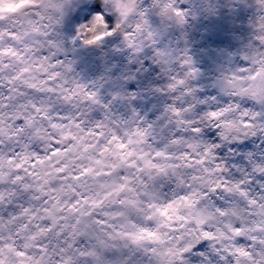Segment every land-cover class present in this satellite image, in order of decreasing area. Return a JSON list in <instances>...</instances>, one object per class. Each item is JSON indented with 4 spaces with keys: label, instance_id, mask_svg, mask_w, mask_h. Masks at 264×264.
I'll return each instance as SVG.
<instances>
[{
    "label": "clouds",
    "instance_id": "9594fccd",
    "mask_svg": "<svg viewBox=\"0 0 264 264\" xmlns=\"http://www.w3.org/2000/svg\"><path fill=\"white\" fill-rule=\"evenodd\" d=\"M97 4L111 16L110 28L80 29L77 34L79 24L74 17L79 16L82 21L87 9L81 11V7ZM177 10L184 16H177ZM25 11L43 13L45 18L41 23L51 25L47 39L56 41L59 50L47 43L42 47L34 44L29 37L16 45L21 55L28 61L47 56L63 63L49 69L61 73L51 84L56 91H36L21 80L8 82L26 64L5 58L4 62L11 67L0 72V96L11 99L4 100L7 107L2 109L4 132L0 136V154L4 157L5 176L0 191L16 193L0 208L5 218L19 211L18 204L39 203L30 199L35 193L24 191L20 183H11L17 172L7 160L17 153L22 156L25 151L44 155L49 150L48 141L60 139L62 129L52 128L51 124L61 126L78 120L83 128H90L102 122L105 139L115 134L125 142L129 139L127 133L136 128L147 129L142 139L132 137L141 142L130 148L147 154L148 159L154 158L156 151L164 152V157L154 159L159 168L137 172L135 168L121 166L118 175L136 178L133 186L145 205L153 203L163 208L172 203L173 209L169 210L172 219L159 213L146 219L147 211L127 210L129 222L157 232L160 241H146L139 247L128 242L129 246L124 247L125 241L121 240L118 248L103 250L107 264H264V171L260 170L264 169V45L256 40L264 35L261 27L264 3L260 0H107V3L75 0L74 4L65 6L63 17L50 7L46 11L43 7H29ZM217 19L226 26L224 43L210 46L205 33L215 29ZM181 20L184 22L180 23ZM105 31L112 34L93 44L83 43ZM24 44H29L32 52L24 53ZM186 58H190V65L183 63ZM190 71L193 74H188ZM172 77L185 83L170 90ZM33 78L45 77L42 71L35 70L24 77ZM77 84L95 92L99 103L80 95L65 99L67 90L75 89ZM57 85H62L64 90ZM131 93H136L135 98H128ZM33 103L49 119L41 120L34 114ZM212 112L217 116L213 117ZM17 113L21 114L19 120L15 118ZM57 116L69 119L61 121ZM25 119L33 121L32 127ZM20 126H24V131L13 135ZM37 127L50 136L38 139L34 135ZM138 163L143 167L142 161ZM38 170L44 171L39 165ZM32 182L31 177H26L23 183ZM145 192L150 195H144ZM250 200L256 203L250 204ZM117 207L106 205L96 209L95 218H103V212H115ZM108 222L120 230L124 220L118 217ZM94 227L100 230L99 225ZM236 229L240 230L239 236ZM205 232L212 238H205ZM51 236L42 242L48 243ZM81 239L80 246L90 243ZM238 247L248 251L250 257L236 254ZM185 248L189 251L181 252Z\"/></svg>",
    "mask_w": 264,
    "mask_h": 264
},
{
    "label": "snow or ice",
    "instance_id": "6c2138e0",
    "mask_svg": "<svg viewBox=\"0 0 264 264\" xmlns=\"http://www.w3.org/2000/svg\"><path fill=\"white\" fill-rule=\"evenodd\" d=\"M105 2L107 3V0ZM260 2L264 3V0ZM70 3L74 4L75 0H46L44 3L40 0H0V72L11 67L10 64L4 62L5 58H12L26 64L9 78V83L21 80L26 87L36 91H56L51 84L61 76V73L49 71V69H55L63 62L58 59L50 60L47 56L28 61L21 55V50L16 45L23 44L25 39L32 37L34 44L42 47L44 43H47L50 48L59 50L56 41L47 39L49 36L47 29L51 25L41 23L45 18L43 13L40 11L28 13L25 9L43 7L46 11L50 7L63 17L65 6ZM85 9L87 11L84 12L82 21L79 16L74 17L79 24L75 30L77 34L80 29L96 31L110 28L111 16L106 15L98 4L91 7L83 5L80 10ZM176 15L183 17L184 13L177 10ZM31 16L40 19L33 20ZM47 18L52 19L51 16ZM183 22V20L180 21V23ZM261 27L264 28V25ZM111 34V31L101 32L93 39L83 40V43L93 44L104 35ZM256 40L264 45V35L257 36ZM23 52H32L31 46L24 44ZM52 55L55 56V53ZM243 58L248 59V56L244 55ZM183 63L190 65V58H186ZM34 70L42 71L45 78L24 79L25 74ZM67 70L70 71L71 68L68 67ZM193 71L188 74H193ZM171 79L174 83L168 85L170 90L185 83L183 79L176 77ZM44 85L48 87L45 88ZM56 87L64 90L62 85ZM13 90L9 89V91ZM76 95L93 103H99L95 99L96 93L87 91L84 85L77 84L75 89L67 90L65 99H72ZM135 96L136 93H131L128 98L133 99ZM5 99H11V97L0 96V136L4 132L2 109L7 107L3 103ZM104 107L107 108L108 105ZM31 110L41 120L49 119L47 114L42 113V109L34 103L31 104ZM172 111L179 115L177 109L172 108ZM133 112L135 113L134 109ZM211 115L216 117L217 113L212 112ZM15 118L21 119V114L17 113ZM56 119L64 121L69 117L57 116ZM25 122L32 127V120L25 119ZM50 126L60 127L62 130L60 139L52 138L48 141L49 150L44 155L25 151L22 156L17 153L7 160V163L17 172L11 183H20L24 191L35 193L30 199L39 203L29 206L18 204L16 208L19 211L9 213L7 219L5 214L0 212V264H107L103 250L118 248V242L121 240L125 241L124 247L129 246L128 242L139 247L146 241H160L157 232L129 222L127 210L147 211L146 219H151L153 215L159 213L171 220L169 210L173 209V204L169 203L163 208L153 203L145 205L144 201L139 199L140 193L133 186L136 178L118 175L121 166L135 168L137 172H143L146 168H159L154 159L164 157V152L156 151L155 157L148 159L147 154L137 153L130 148V145L141 142V139L147 135V129L136 128L132 133H127L129 139L125 142L115 134L105 139L102 122H97L94 127L90 128H83L78 120L67 125L58 126L53 123ZM23 131L24 126H20L13 135H18ZM193 131H198V129H193ZM34 135L41 140L45 139L46 135L50 136V134L42 133L39 127L34 129ZM132 137L141 139L134 140ZM9 138L11 139V136ZM24 148L27 149V145H24ZM18 156L20 158L17 160ZM138 161L143 162V167ZM38 165L44 171L38 170ZM3 166L4 157L0 154V183L4 182ZM260 170L264 171V169ZM26 177H31L33 182L23 183ZM57 181L60 183L54 186ZM15 195L13 191L7 193L0 191V208H3L6 199L10 201ZM144 195L150 194L145 192ZM241 195L247 196V193L241 192ZM183 199L186 200L187 197ZM249 203L254 205L256 201L250 200ZM106 205L118 207L115 212H103V218H95L96 209L104 208ZM152 209H155V212H152ZM118 217L124 220L119 226L120 230H117V225L108 222ZM95 225L100 226L99 231L96 230ZM106 229H111V231H106ZM49 234H52L51 239L48 243H43L42 241L47 239ZM235 234L239 236L240 230L236 229ZM203 235L205 238H212L210 233L205 232ZM81 238L89 240L90 243L80 246L83 243ZM144 250L148 251V249ZM152 251L155 253V249ZM188 251V248L181 250V252ZM169 252H171L170 249ZM235 252L240 257H250V253L245 249L238 247ZM196 255L203 257L204 253H196Z\"/></svg>",
    "mask_w": 264,
    "mask_h": 264
},
{
    "label": "bare ground",
    "instance_id": "6f19581e",
    "mask_svg": "<svg viewBox=\"0 0 264 264\" xmlns=\"http://www.w3.org/2000/svg\"><path fill=\"white\" fill-rule=\"evenodd\" d=\"M219 25L220 24H218V26H215V29L211 33H208V43L210 46L224 43V33L221 34L222 36L220 35L221 29L224 28ZM217 30H219L220 33Z\"/></svg>",
    "mask_w": 264,
    "mask_h": 264
},
{
    "label": "rangeland",
    "instance_id": "374dc122",
    "mask_svg": "<svg viewBox=\"0 0 264 264\" xmlns=\"http://www.w3.org/2000/svg\"><path fill=\"white\" fill-rule=\"evenodd\" d=\"M218 24H220L219 26H221V27H223L224 29H221V33H220V31L219 30H217L219 33H220V35L221 34H223L224 33V31H225V24H224V22L222 21V20H219V19H217L216 21H215V26H218ZM205 35H207L208 36V33H205ZM222 36V35H221Z\"/></svg>",
    "mask_w": 264,
    "mask_h": 264
}]
</instances>
